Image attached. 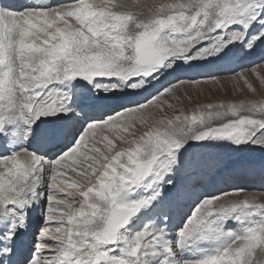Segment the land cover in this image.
Wrapping results in <instances>:
<instances>
[{"label": "snow or ice", "instance_id": "6c2138e0", "mask_svg": "<svg viewBox=\"0 0 264 264\" xmlns=\"http://www.w3.org/2000/svg\"><path fill=\"white\" fill-rule=\"evenodd\" d=\"M132 7L0 0V264H264V196L243 186L170 229L207 166L194 148L264 153V99L177 107L221 80L264 96L245 74L264 0Z\"/></svg>", "mask_w": 264, "mask_h": 264}, {"label": "rangeland", "instance_id": "374dc122", "mask_svg": "<svg viewBox=\"0 0 264 264\" xmlns=\"http://www.w3.org/2000/svg\"><path fill=\"white\" fill-rule=\"evenodd\" d=\"M127 2L133 6L131 10L137 11L139 9L136 6L151 5L153 3L159 2V0H127ZM144 10L146 11V9ZM257 73L259 74V76H257ZM245 74L248 75L249 79L252 80L254 83L259 84L258 83L259 78L264 77V69L261 68L258 64L256 67L255 73L249 71L246 68ZM185 87L187 88L188 93L193 97V99L191 102L185 99L183 103L181 105H178L177 107L183 108L186 114H189V115L191 114L192 110L196 107L197 104L203 105L207 103H219L221 101L238 102L246 98L264 99V96L260 94L259 90L255 97H250V94L247 92V90L241 91V89L243 88L242 84H239L235 81H229V80H221L219 83H216V84L202 85L199 92L188 87L187 85ZM180 91L181 93H183L184 89H181ZM193 151H196V152L202 151L201 153H208L212 157L214 161L211 162L209 160L205 168L213 172H215L214 168H216V165L218 164L221 165L222 163H227V162L230 163L231 161L236 162L237 160L242 159V157L246 156V154L248 155L250 152L253 153V151L251 150H246L244 152H234L231 148L227 146H223V145H208L204 147H196L192 150L191 154L194 153ZM224 165H228V164L221 165L217 171H220L221 167H223ZM204 183L205 181L204 182L201 181L199 182V184H197L199 187H201L200 188L201 191L202 189H204ZM233 186H237V184H234ZM230 188L231 187L227 186L225 182L223 181V184H221L220 187H217L215 191L221 190V189L224 191H228ZM247 190L250 193L256 194L257 196H264V190L255 189V188L247 189ZM209 191H212V190H209ZM197 247H199V245H194L190 250H192V252H196ZM256 258L257 259L261 258L259 250H257Z\"/></svg>", "mask_w": 264, "mask_h": 264}, {"label": "bare ground", "instance_id": "6f19581e", "mask_svg": "<svg viewBox=\"0 0 264 264\" xmlns=\"http://www.w3.org/2000/svg\"><path fill=\"white\" fill-rule=\"evenodd\" d=\"M245 64H247V61H245ZM99 103L106 104L109 103V101L101 99ZM193 152L194 153L191 155L194 159L203 160L205 162H208L209 160L211 162L214 161L208 153H201L202 151H197V152L193 151ZM262 161H264V153H261L257 150V151H253V153L250 152L248 155L246 154V156L242 157V159H239L236 162L231 161L230 163L228 162L222 163L221 165L228 164L229 166L224 165L223 167H221L220 171L217 170L221 165L220 164L216 165V168H214L216 173L210 171L209 169H206L205 167L202 169H198L194 173L192 179L187 184V188L190 193L189 198L182 202L181 211L174 214L173 216L170 225V229L172 230L173 235H175V229L179 227L180 224L183 222L185 214H187L190 211V208L192 206V201L195 199L196 195L201 191L200 190L201 187L197 185L199 184V182L205 181L204 189H202V191H209V190L215 191L217 187H220V185L223 184V181L229 187H232L234 185L231 184L234 181L237 184V186H243L246 189L255 188V189L264 190V163H262ZM242 166H244V168ZM243 170L246 171V174L242 175L241 172L243 173ZM35 216L37 217L39 216V209L38 211H36ZM193 253L195 252L189 250L188 254H193Z\"/></svg>", "mask_w": 264, "mask_h": 264}]
</instances>
